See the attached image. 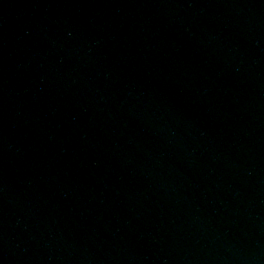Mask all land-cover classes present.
<instances>
[{
  "label": "water",
  "instance_id": "95a60500",
  "mask_svg": "<svg viewBox=\"0 0 264 264\" xmlns=\"http://www.w3.org/2000/svg\"><path fill=\"white\" fill-rule=\"evenodd\" d=\"M0 264H264V0H0Z\"/></svg>",
  "mask_w": 264,
  "mask_h": 264
}]
</instances>
